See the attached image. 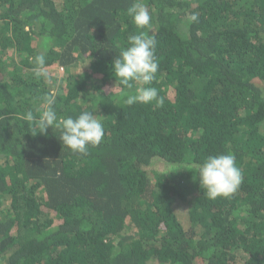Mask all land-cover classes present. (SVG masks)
Segmentation results:
<instances>
[{
    "label": "trees",
    "instance_id": "16d2710c",
    "mask_svg": "<svg viewBox=\"0 0 264 264\" xmlns=\"http://www.w3.org/2000/svg\"><path fill=\"white\" fill-rule=\"evenodd\" d=\"M137 3L159 106L112 92ZM52 92L59 117L103 118L87 156L31 134ZM225 153L243 183L212 200L198 169ZM0 264H264V0H0Z\"/></svg>",
    "mask_w": 264,
    "mask_h": 264
},
{
    "label": "clouds",
    "instance_id": "9594fccd",
    "mask_svg": "<svg viewBox=\"0 0 264 264\" xmlns=\"http://www.w3.org/2000/svg\"><path fill=\"white\" fill-rule=\"evenodd\" d=\"M135 25L140 32L130 35L127 46L123 48L119 56L112 62V71L121 87L131 89L133 82L143 85L135 89V93L128 95L127 105L136 103L163 104V98L159 97L158 89L151 84L156 78L159 69V61L156 55L157 41L151 35V15L149 10L140 3L134 4L128 9ZM192 22L198 21V14H191ZM32 73L35 78H43L51 83V75L46 65V50L35 57ZM42 110L39 116L33 111H27L24 120L32 125V135H43L49 128L59 131V140L63 147L74 154L87 156L89 146L97 147L105 135L101 117L95 115V111L84 110L79 115L59 117L54 105L56 104L55 92L39 97ZM200 187L206 190L209 199L228 198L235 194L243 183V173L236 165L234 154L225 153L208 156L198 169Z\"/></svg>",
    "mask_w": 264,
    "mask_h": 264
},
{
    "label": "rangeland",
    "instance_id": "374dc122",
    "mask_svg": "<svg viewBox=\"0 0 264 264\" xmlns=\"http://www.w3.org/2000/svg\"><path fill=\"white\" fill-rule=\"evenodd\" d=\"M155 168H156V169H157V168H158V169H161V168H162V170H164V167H163L162 165L155 166ZM168 170H169V169H168V168H166V171H165V172H167ZM171 174H173V173H171ZM187 175H188V174H186V177H187ZM187 180H189V181H190V178L186 179V181H187Z\"/></svg>",
    "mask_w": 264,
    "mask_h": 264
}]
</instances>
